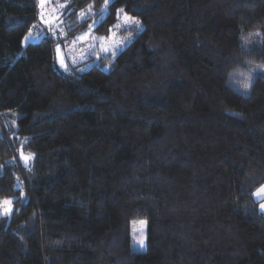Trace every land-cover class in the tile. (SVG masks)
Returning <instances> with one entry per match:
<instances>
[{"label":"trees","instance_id":"obj_1","mask_svg":"<svg viewBox=\"0 0 264 264\" xmlns=\"http://www.w3.org/2000/svg\"><path fill=\"white\" fill-rule=\"evenodd\" d=\"M104 2L71 0L67 16ZM106 8L96 34L118 10L141 31L62 70L53 36L23 44L37 0H0V199L14 198L0 264H264L252 197L264 183V78L237 89L264 67V0ZM70 19V33L84 26ZM251 32L259 45L245 48ZM133 219L146 222L144 250H131Z\"/></svg>","mask_w":264,"mask_h":264},{"label":"rangeland","instance_id":"obj_2","mask_svg":"<svg viewBox=\"0 0 264 264\" xmlns=\"http://www.w3.org/2000/svg\"><path fill=\"white\" fill-rule=\"evenodd\" d=\"M38 5V18L37 22L31 27L32 38L30 41H36L41 35H51L55 40L56 49V63L59 68L65 70L64 67L58 62L57 45L60 46V54L64 57V64L67 66H74L81 64V67L87 68L94 62H97L99 57L106 54H114L121 50L127 43H129L142 29L140 22L127 15L128 17L134 18L135 21L139 23H123V15L125 13L121 12V19L116 21L114 25H119L118 28H113L112 33L108 32L106 35H98L94 32V27L98 24L100 19L104 17L107 12L106 3L104 2L98 8H91V13L88 12L89 6L79 11H76L74 16H67L72 13L73 6L71 5V0H47L45 5L41 7L40 0H37ZM84 12L86 18H81L80 13ZM69 17H74L78 22H84V26L81 29L70 33L71 19L67 20ZM51 21L52 23H48ZM74 21V20H73ZM113 25V26H114ZM91 26V28H90ZM26 34V36L29 34ZM90 36L81 41L77 39L78 37L89 33ZM63 33V35H61ZM258 32H251L242 34L240 36V43L243 47L258 46L260 42V37ZM93 38H103V39H93ZM28 42V41H27ZM23 39V44L27 43ZM118 45V47H117ZM108 49V51H104ZM104 69L108 68V64L103 65ZM254 76H259L264 78V67L255 66L251 68L250 77H246L245 83L250 82V78ZM237 89L242 93L247 91L243 90V86H237ZM16 115L11 113V122L14 121ZM1 135V131H0ZM17 157L21 163L25 164L20 156V150L17 151ZM28 154V153H24ZM261 185H264L261 184ZM260 185V186H261ZM20 187V183L17 185ZM259 186V187H260ZM259 187H257L253 192H255ZM252 192V193H253ZM22 196V193L20 194ZM253 199L257 201V210L259 213L264 215L261 211L260 205L264 204V196L257 199L252 195ZM0 217H7L0 215ZM145 222L143 219H133L131 220V230H130V243L131 250L140 251L144 250L145 247Z\"/></svg>","mask_w":264,"mask_h":264},{"label":"snow or ice","instance_id":"obj_3","mask_svg":"<svg viewBox=\"0 0 264 264\" xmlns=\"http://www.w3.org/2000/svg\"><path fill=\"white\" fill-rule=\"evenodd\" d=\"M46 2H47V0H40L41 7H43ZM109 2H110V0H105L106 5ZM91 8H92V6L90 5L89 9H88L89 13H91ZM121 12H122V10H118L117 11V19H118V21L121 19ZM80 16H81V18H86V15H85V13L83 11L80 13ZM48 23H52V22L48 21ZM96 23H98V22H96ZM123 23L124 24H130V23H139V22L135 21L134 18L128 17L127 14H124L123 15ZM118 27H119V25H114L113 26V28H118ZM90 28H91V26H90ZM113 28L109 29L110 33H112ZM61 35H63V33H61ZM89 36H90V32L89 33H85L84 35L78 37L77 39L83 41V40L87 39ZM31 38H32V35H31V32H29V34L24 37V41L25 42L30 41ZM93 39H103V38H93ZM117 47H118V45H117ZM104 51H108V49H104ZM57 54H58V62L60 63V65L62 67L65 68V70H67V66L64 64V57L60 54V46L59 45H57ZM251 79L252 78H250V82L249 83H246V84L243 85V90L244 91H247L250 88ZM23 147H24V145H21L20 156H21V159L23 160V162L25 163V166H27L28 162L33 157H32V154H27V155L24 154ZM252 195L254 197H256L257 199H259L262 196H264V185H261L255 192L252 193ZM13 199L14 198H3V199H0V215L9 216L13 212V210H14L13 207H12ZM260 209H261L262 212H264V204L260 205ZM142 223H146V222L142 221Z\"/></svg>","mask_w":264,"mask_h":264}]
</instances>
